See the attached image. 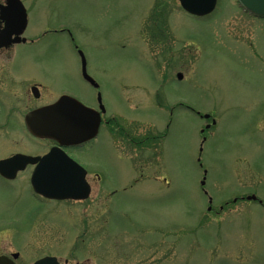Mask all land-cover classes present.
Here are the masks:
<instances>
[{"label":"rangeland","instance_id":"obj_1","mask_svg":"<svg viewBox=\"0 0 264 264\" xmlns=\"http://www.w3.org/2000/svg\"><path fill=\"white\" fill-rule=\"evenodd\" d=\"M20 1L28 42L9 58L0 49V62L91 103L82 51L123 132L104 127L88 154L71 152L90 172L84 201L36 198L31 169L0 178V227H11L0 254L18 252V264H264V18L235 0L203 18L176 0ZM13 116L0 157L44 150ZM252 193L262 204L244 199Z\"/></svg>","mask_w":264,"mask_h":264},{"label":"water","instance_id":"obj_2","mask_svg":"<svg viewBox=\"0 0 264 264\" xmlns=\"http://www.w3.org/2000/svg\"><path fill=\"white\" fill-rule=\"evenodd\" d=\"M180 7L187 13L195 16H205L212 13L217 0H178ZM247 13L264 17V0H236ZM20 0H7V5L0 4V20L5 23V28L0 31V46L6 43L24 41L21 35L27 24L26 10ZM13 35H16L12 38ZM83 77L91 80L85 70V58L79 52ZM178 78L181 75L178 74ZM91 109L81 104L78 100L62 96L49 106L41 107L26 115L25 122L30 133L38 137H48L58 142L59 146L42 156H27L17 154L7 159L0 160V173L2 176L13 177L18 169H23L27 164H35L30 177V183L35 193L54 200H83L90 194V186L86 181L85 169L71 159L60 146L83 143L97 131L98 122L94 120L91 128L85 125L87 114ZM208 115H204L207 118ZM204 184V180L201 182ZM246 199L255 200L256 196H247ZM14 259L18 254L12 256ZM0 264H15L8 257L1 256ZM33 264H59L54 256L37 259Z\"/></svg>","mask_w":264,"mask_h":264},{"label":"flooded vegetation","instance_id":"obj_3","mask_svg":"<svg viewBox=\"0 0 264 264\" xmlns=\"http://www.w3.org/2000/svg\"><path fill=\"white\" fill-rule=\"evenodd\" d=\"M0 4L7 5V0H0ZM4 28H5V23L0 20V31ZM27 42L28 40L26 37L25 41H20L17 43L16 42L6 43V45L0 46V49L2 51H5V54L3 55L4 58H6L7 56L9 58L10 56L9 53L11 52V50H13L15 46H17V44L27 43ZM76 50L78 53V49ZM6 52L8 53L7 56H6ZM19 68H20L19 66H16V65L14 66L13 61L5 60L4 62L3 61L0 62V130L4 131L6 127H8L6 125V112H7V115H8V112L11 113V116L14 115L13 117H16V118L21 117L23 127L25 129V133L27 134L26 135L27 138L32 139V142H40V143L42 142L44 144V150L28 152V153L22 150H15L12 153L10 152V154H8L7 156L3 155L2 157H0V160H2L3 158L13 156L15 154H25V155H31V156L42 155L43 156V154H45L49 149H51L52 146H55V145L59 146L58 143L53 139L38 138L32 135L29 129L27 128L25 117L31 111H34L44 106H48L54 103L56 100H58L62 96L73 97L77 99L78 101H80L81 104H84L85 106L92 109L91 110L92 113L89 112L90 114H87L84 120L87 128L89 129L91 128V124L94 123V120L98 122L97 131L96 133H94L95 135H93L92 137L84 141L83 144L79 143V144H73V145L70 144L66 146H63V145L60 146L70 157H72L71 152L73 151L82 150L84 154H88L93 144L100 138V135L103 134L102 132H103L104 127L108 128L109 132L111 131L112 133H114V135H117L120 137V133L123 132V128L121 125H119L115 116L108 117L111 112L107 109L106 104L104 103L102 84L95 77H93L91 73H89L87 63H86L85 70L87 74L93 79L94 82H92L91 80H85L83 78L82 63H80L79 73H80V77L83 80V82L89 87V89L92 90V95H90V99H89L90 101H92L91 103H88V102L86 103L85 101L80 100L75 95H71L69 92H66V91L53 92L50 90V87H47L36 80L29 79V77L26 78V77L20 76L19 73L16 72V71H19ZM6 97L10 99L7 103H6ZM49 97H53V99L50 100ZM39 100L42 103L37 104V101ZM259 125H260V122H259ZM131 141L133 142L132 139ZM72 158L76 160L74 157ZM76 161L79 163L78 160ZM33 168H34V165L32 166L29 164L23 167V169H18L14 173V176L12 178L6 177L4 175L2 176L1 173H0V178L6 181H14V180H17V178H19L21 174L22 175L25 174L28 169H31L32 171ZM86 171H87V176H88L90 172L87 169ZM94 175L97 178H99L96 173ZM10 229L11 227H8V226L6 227V224H5L4 226L0 227V232L5 234L8 231L10 232ZM3 255L6 256V254L4 253L0 254V256H3ZM67 261L68 260L66 259L65 262Z\"/></svg>","mask_w":264,"mask_h":264}]
</instances>
